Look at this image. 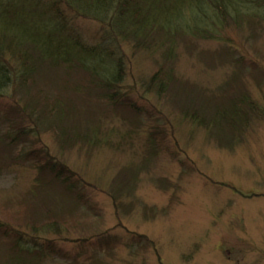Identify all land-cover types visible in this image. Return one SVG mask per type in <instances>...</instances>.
<instances>
[{
	"label": "trees",
	"instance_id": "obj_1",
	"mask_svg": "<svg viewBox=\"0 0 264 264\" xmlns=\"http://www.w3.org/2000/svg\"><path fill=\"white\" fill-rule=\"evenodd\" d=\"M76 19L99 23L104 36L88 43L72 25ZM230 28L248 33L247 41L258 38L264 0H0V175L35 174L27 195L0 207L9 210L16 203L20 211L15 221L0 217V264H40L57 252L47 237L65 221L53 211V199L89 203L77 172L45 146L29 150L28 144L49 130L62 151L77 144L109 146L114 134L128 141L150 119L125 88L129 66L121 42L160 56L143 87L170 101L178 124L189 123L219 146L231 147L264 119L247 85V77L257 80V65L242 63L226 37ZM204 41L225 44L219 53L230 63L231 76L202 92L184 81L177 63L182 47L191 55L193 43ZM117 118L128 125L125 131L121 125L103 134L104 124ZM160 122L148 126L145 144L151 151L161 150ZM109 196L115 205L121 202ZM95 238L99 244L104 234Z\"/></svg>",
	"mask_w": 264,
	"mask_h": 264
},
{
	"label": "rangeland",
	"instance_id": "obj_2",
	"mask_svg": "<svg viewBox=\"0 0 264 264\" xmlns=\"http://www.w3.org/2000/svg\"><path fill=\"white\" fill-rule=\"evenodd\" d=\"M72 25L88 43L105 34L97 22L76 19ZM247 34L230 28L226 37L246 67L257 65V80L247 77V85L264 109V31L248 41ZM121 45L129 66L125 88L151 117L128 141L114 134L109 146L77 144L62 151L49 130L28 144L29 150L46 147L77 172L89 202L63 203L57 197L50 202L65 222L47 237L57 252L40 264H264V119L240 142L219 146L189 123L178 124L170 101L145 93L143 81L157 69L160 56ZM224 45L195 42L191 55L182 47L178 73L202 92L222 85L231 76L230 63L219 53ZM201 52L212 58L201 60ZM158 120L161 150L151 151L145 139L151 121ZM127 127L117 118L104 124L103 134ZM34 178L29 171L2 172L0 207L27 195ZM110 194L120 198L119 208ZM10 208H0V217L15 221L19 206ZM102 234L98 244L95 236ZM84 239L90 241L79 242Z\"/></svg>",
	"mask_w": 264,
	"mask_h": 264
}]
</instances>
